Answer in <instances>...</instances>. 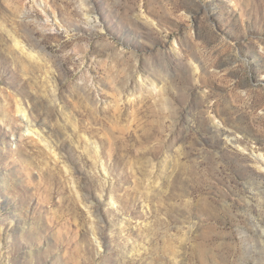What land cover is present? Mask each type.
<instances>
[{
    "label": "rangeland",
    "instance_id": "374dc122",
    "mask_svg": "<svg viewBox=\"0 0 264 264\" xmlns=\"http://www.w3.org/2000/svg\"><path fill=\"white\" fill-rule=\"evenodd\" d=\"M260 155L264 0H0V264H264Z\"/></svg>",
    "mask_w": 264,
    "mask_h": 264
},
{
    "label": "bare ground",
    "instance_id": "6f19581e",
    "mask_svg": "<svg viewBox=\"0 0 264 264\" xmlns=\"http://www.w3.org/2000/svg\"><path fill=\"white\" fill-rule=\"evenodd\" d=\"M18 44V43H17ZM20 108V107H19ZM18 108V110L20 111V109ZM22 112H24L23 110H21ZM258 165H257V167L259 168V169H262V170H264V156H258Z\"/></svg>",
    "mask_w": 264,
    "mask_h": 264
}]
</instances>
